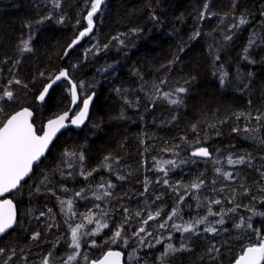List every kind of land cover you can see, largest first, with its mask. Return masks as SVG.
<instances>
[{
    "label": "trees",
    "instance_id": "trees-1",
    "mask_svg": "<svg viewBox=\"0 0 264 264\" xmlns=\"http://www.w3.org/2000/svg\"><path fill=\"white\" fill-rule=\"evenodd\" d=\"M205 2L105 0L101 11L93 17V31L69 49L68 45L87 27L85 17L90 10L89 0H61L59 9L52 6L51 0H0V89L7 87V81L13 76L28 85L27 88L15 84L11 86L14 100L0 102L5 111L30 108L37 129L42 128L49 118L67 111L71 102L67 82L54 86L44 104L36 103L43 86L62 69L68 72L73 82H84L85 88H78L80 101L95 93L87 124L78 132L68 129L60 134L39 166L34 167L31 179L28 178L20 191L10 196L17 206L18 220H23V227H17L0 238V247L6 249L5 254L0 256V264L11 255L13 248L16 255L8 264H41L54 245V256L50 259L53 264H61L57 257L66 259L72 252L68 247L71 234L66 220L74 226L82 222L79 213L91 209L95 214L94 222L87 224L83 221L86 226L82 232L94 229L95 220L107 219L111 228L114 222L123 219L124 207H128L133 214L143 209L145 216L147 210L154 212L157 207L163 208L160 217L145 227L152 233L146 238V243L150 241L155 244L157 237L162 238L164 243L137 249L141 257L139 264H159L156 257L163 251L164 245L173 243L179 246L182 239L193 251L171 258L173 264H234V258L248 240L231 228L232 219L226 217L228 223L225 226L229 227L232 237L239 235L240 238L231 239L230 247L223 243L229 239V233L211 236L202 231L207 226L205 224L199 226V237L190 233L182 236L172 228V224H183L205 215L206 204L211 199L224 201L223 205H212L214 211L220 207H232L228 200L234 189L235 202L248 204L250 197L239 195L243 191L241 183L251 188L253 195H260L259 185L255 181L260 180L256 168L261 165L260 158L264 156V146L259 144V138H264V119L256 121L252 117L264 112V0H208V11L219 15L200 21L199 12ZM153 13L157 20L151 19ZM225 13L227 17L220 23ZM50 14L52 19L38 23ZM241 15L248 23L229 31V25L237 23ZM61 16L64 21L58 23ZM197 28L201 35L193 40L191 37ZM131 29L141 31L132 34ZM122 33L127 35L120 36L124 40V44L120 45L113 37ZM224 34L231 35L232 39L225 41ZM29 37L33 50L21 52V41ZM250 39L256 41L248 51L249 59L255 63L243 58ZM105 44L108 45L107 49L103 47ZM210 46L212 55L209 54ZM65 51L68 52L67 56ZM215 55H219L220 59L213 63ZM176 57L179 59L176 60ZM172 60L175 63L169 65ZM221 70L229 74L224 87L219 83ZM214 72L217 74L213 75ZM249 73L252 75L248 76ZM191 77H195V80L191 81ZM185 80L191 82L185 83ZM242 80L249 85L247 88L242 86ZM156 86L161 92L173 91L180 86L187 88L188 91L181 94L183 104L171 105L162 98L156 99L153 104L150 97L156 95ZM125 98L132 101V106L125 103ZM237 113H251V117L241 116L237 119ZM194 124L197 125L196 132L192 131ZM245 126L257 130L251 134L257 139L249 138V133L233 131V128L243 129ZM197 139L199 145L195 143ZM175 145L179 147L174 148ZM198 146L207 147L212 157H193L191 152ZM165 148L173 150L163 151ZM65 149L83 151V164L73 158L69 161L73 167H66L64 160L67 158L63 156ZM230 153H251L255 167L240 165L233 168L226 163ZM105 156L111 157L107 162L112 165L111 172L102 166ZM153 157L160 161L175 160L177 166L164 165L168 169L165 176L163 172L155 170ZM215 160L220 163H215ZM97 167L99 171L93 172L87 180L79 175L82 169L91 171ZM217 167L222 172H233L235 179L225 180L222 172L215 171ZM69 172L71 176L67 175ZM42 173L50 181L46 187L40 184ZM117 175L126 179L119 180ZM197 177L205 180V186L198 192L190 188L187 191L195 192L199 200L187 195L180 205L183 220L175 217L168 221L167 228L160 229L158 225L167 219L178 200L177 193L162 181L167 179L169 184L180 182L190 185ZM146 178L150 183L145 193ZM102 180H110L116 186L111 191L117 198L95 200L93 192L102 194L104 191L97 187ZM158 180L161 182L157 183ZM36 186L41 188L39 193L35 191ZM62 187L68 191H62ZM82 188L87 189V199L74 195ZM49 189L56 195H52ZM179 192L185 193L184 187H180ZM157 196H161V199L156 200ZM57 197L74 200L73 207L77 212L74 219H70V213L66 215L67 205L61 211ZM198 202L205 206L197 208ZM96 204L100 205L99 209L94 207ZM256 206L264 210V205ZM49 209L52 211L49 212ZM102 210L107 211L108 215L102 217ZM41 212L45 215L41 216ZM237 214L247 216L249 213L241 208ZM140 219L133 215L129 224L125 225L129 236L133 229L140 226ZM215 219L218 217H209V221ZM253 224L264 231V220L260 217H255ZM33 232L41 233L39 240L30 238ZM110 235V230L105 229L99 236L88 237L87 240L95 239L101 246L91 248L85 243L81 253L95 259L110 247L124 252V264H128L127 255L137 248L138 241L130 239L127 248L122 243L104 245V240ZM169 235L172 236L171 241L167 239ZM212 242L220 247L217 260L205 255ZM202 255L203 260L199 259ZM25 256L27 261L23 259ZM72 264L86 262L79 258Z\"/></svg>",
    "mask_w": 264,
    "mask_h": 264
},
{
    "label": "snow or ice",
    "instance_id": "snow-or-ice-1",
    "mask_svg": "<svg viewBox=\"0 0 264 264\" xmlns=\"http://www.w3.org/2000/svg\"><path fill=\"white\" fill-rule=\"evenodd\" d=\"M52 6L56 9H59L61 7V0H51ZM90 3V10L87 12L86 20H87V27L84 28L82 31L79 32V35L76 39L72 41L70 45H68V48L71 49L74 45H76L79 40L85 36H87L89 33L93 31L94 28V20L93 17L101 11L102 5L105 3V0H89ZM209 3L208 0L203 5V9L199 12L198 19L200 21H203L205 19L211 18L212 16L219 15L214 12H209ZM227 17V13L224 14V16L221 18L220 23H223V20ZM52 19L51 14L48 16H45L42 18L41 21H38V23H42L43 20ZM151 19L157 20L158 17L155 16L153 13L151 15ZM64 18L61 16L57 22L63 23ZM79 23V21H77ZM248 23L246 18L241 15L238 18L237 23H233L229 25V31L234 28H238L241 25H244ZM141 31V29H131L132 34H136L137 32ZM121 35H127V34H119L116 37H113V39L117 40L120 45L124 44V40L120 39ZM201 35V31L199 28H197L191 39L195 40ZM223 39L225 41H230L232 39L231 35L224 34ZM256 41L250 39L248 47L244 49V59L249 60V63H255V61L250 60L248 56L249 48L255 44ZM31 45V37L28 39H23L21 41V47L19 50L21 52H31L33 49L30 46ZM105 49H107L108 45L105 44L103 46ZM88 51H92V49H88ZM180 51H184V49H181ZM68 52L65 51V56H67ZM209 54L212 55L211 46L209 50ZM179 57H176V60H178ZM220 59L219 55H215L213 63L218 61ZM18 64L19 61H16ZM175 63V60L169 61V65ZM110 67V66H109ZM220 68H223V65L220 66ZM217 73L214 72L213 75H216ZM41 76L44 75V73H40ZM228 72L227 71H219V83L221 87H224L226 85V82L228 81ZM239 75V74H238ZM252 74L249 73L248 76H251ZM67 80L68 83L71 85L69 91L71 94V100L73 105H77L78 99H80V96L78 95V88L80 90H83L85 88V84L83 81L76 83L71 80V78L68 75V72L66 70H61L54 79H51L49 83H47L42 91H40L37 99L41 102L45 101V97L49 92V89L53 87L54 84L57 83V81H61V79ZM195 77H191V81H194ZM190 80H185V83H190ZM161 83H165V81H161ZM20 85L24 88H27L28 85L24 83L19 78H16L13 76L11 79L7 81V87H3L0 89V102H3L5 100L7 101H13L14 100V90L12 89V85ZM241 84L244 88H247L249 85L247 83H243V80L241 81ZM119 92V90H117ZM188 91L187 88L180 86L175 88L173 91L168 92H161L159 86H156V95L153 97H150L153 104H155L156 99H164L169 104L180 106L183 104V97L181 94H184ZM95 96V93H91L87 96H85L82 99V107H79L78 111H76L71 117L70 112H72V109L69 108L68 111H64L62 114L54 115L52 118H49L46 122V124L42 127L37 129L36 124L33 120V112L28 107L21 108L20 110L13 111V112H7L5 111L3 106H0V237L5 236L6 234H10L9 230H15L17 227H23V220H18L17 218V206L14 203L12 198H8L6 194L9 193H15L20 191V189L23 187L22 181H25V178L31 179V175L33 173L34 166L38 167L39 163H41V158L45 157L46 152L49 150L50 145H52L54 138L57 137V134L61 132L62 129H66L69 127V125H73L77 128H80L82 125H84L85 120L88 117L89 107L91 104V101L93 97ZM174 97V98H173ZM125 103L129 104V106H132V101L125 98ZM123 115V114H122ZM237 119H239L241 116H245V118L251 117V113L245 114V113H237L235 114ZM175 118V117H174ZM254 118L256 121H260L264 119V112L259 113ZM211 127H214V125H210ZM192 131H197V125H192ZM234 132L243 131L245 133H249L250 137L252 139H257L256 136L251 135L252 133H255L256 129H250L249 127L245 126L243 129L239 128H233ZM42 133V134H38ZM185 142L186 141V138ZM197 145L200 144L199 139L195 141ZM259 144L264 146V138H259ZM189 147H192L191 144L188 145ZM179 145H175L174 148H178ZM163 151H172L173 149L165 148L162 149ZM178 155V153H177ZM191 155L193 157H201V158H211L212 153L209 152L207 147L204 146H198L193 149L191 152ZM63 156L67 159L64 160V164L68 168H72L73 164L69 161L73 158L78 159V161L83 164V161L85 160V155L83 151L76 152V151H70L68 149H65ZM111 159L110 156H105L104 161H102V166L106 168L109 172L112 171V165L110 163H107ZM254 157L251 155V153H245V154H232L230 153L226 157V163L233 168L240 165H247L248 167H255L252 164ZM261 165L256 168V171L259 173L260 180L255 181L258 187V191L260 195H253L252 190L249 187H246L243 183L240 184V188L243 189L242 192L239 193V195L250 197L248 204L243 203H236V190H233L232 197L228 200L229 204H232L233 206L230 208L225 209L224 207H220L217 210H213L212 205H223L224 201L221 199H211L206 204V214L202 216H198L197 218L190 219L186 221L183 224H178L173 222L172 228L175 229V231L180 232L183 236L184 233H190L193 236H200V225H207L205 226L202 231L204 233H208L211 236H219L221 233H229V239L225 240L223 243L224 245H229L230 247V240L233 238L239 239L240 236L232 237L230 234L229 227H226L228 220L232 219V225L231 228L234 229L237 233H242L248 240V243L246 246L241 247L240 254L237 255L234 258V264H264V231H262L261 227L254 226L253 219L255 217H260L262 220H264V210L260 209L256 205H264V184H261V182H264V156L261 158ZM153 160L156 161L154 167L156 171L163 172L165 176L168 174V169L164 167V165H171L173 168H175L176 161L175 160H156L155 157H153ZM215 163H220L219 160H215ZM183 163V161H182ZM195 163V161H193ZM99 171V167L92 169L91 171H85L81 170L79 175L83 176L85 180L88 179L89 176L92 175L93 172ZM215 171L217 173H221V168L217 167L215 168ZM43 179L40 181V184L47 186L48 183H50L48 176L44 173H42ZM63 175V173H62ZM68 176H71L72 173H67ZM203 175V174H201ZM222 175L225 180H234L235 175L233 172L230 171H224L222 172ZM117 179L124 180L126 177L122 175H117ZM161 181H157V183H160ZM149 181L147 178L144 182V192H148V185ZM162 183L166 186H168L172 191L176 192L178 195V200L176 202V205L172 208L171 212L167 215V219H165L162 223L158 225L160 229H165L168 227V221L174 220L175 217H179L181 220H183V216L181 215V208L180 205L184 203L187 195H192L194 199L199 200V198L195 195V192H198L201 188L205 186V180L197 177L196 180H193L190 185H182L180 182H177L176 184H169V181L167 179H164ZM30 188H32V185H29ZM98 188L104 189L102 194H97L93 192V196L95 200L101 201L105 197H114L115 193H113L111 190L114 189L116 186L110 181H103L97 185ZM180 187H184L185 193H180L179 189ZM195 190V192L189 193L188 189ZM62 191H68L67 188L61 189ZM35 191L39 193L41 191V188L39 186L35 187ZM52 195H56L54 191L49 189ZM220 191H223V189H220ZM87 189L82 188L80 191L75 192V196L79 197L81 199H87L86 195ZM143 195V193H141ZM59 204L61 205V211H64V205H67V213H70V219H74L77 216V212L74 210V200L68 199L64 200L59 197H57ZM161 199V196H157L156 200ZM255 202V203H253ZM155 203V201H153ZM202 206L201 203H197L196 207L200 208ZM95 208L99 209L100 205L96 204L94 205ZM188 207H191V205H188ZM243 208L247 213H249L247 216L244 215H238V209ZM31 211V209H29ZM49 212L52 210L49 209ZM143 209L137 210L134 214L130 212V209L128 207L123 208V219L119 222H114L110 228L109 221L107 219L101 220H95L96 227L94 229H91L86 232H82L81 230L85 228V223L83 221H86L87 224H92L94 222V216L95 214L92 212L91 209H89L87 212L79 213L80 217H82V222L76 223L74 226L72 223H69L68 220L65 221V223L68 226V229L70 230V243L68 244V247L72 249V252L67 255L66 259H61L60 257H57L58 260H61V264H72V262L77 261L79 258H82L83 261L86 262V264H124V252L113 250L112 248H107L106 251L102 253V255L99 258L92 259L88 256L87 253H81V248L84 247V244L87 243L88 247L91 248H97L100 247L95 239L87 240L88 237H96L99 236L105 229H109L111 232V235L107 237V239L104 240V245H110V244H120L122 243L123 247L127 248L129 246V240L132 238H135L138 241L137 248H133L132 252L128 253L127 255V261L128 264H132L133 261L136 262V264H139V261L141 259L139 252L137 249H142L144 247L152 248L155 247L156 244H163L164 241L162 238L157 237L155 239V244L152 242L146 243V238L149 236H152V233L147 230L145 226L149 224L150 221H153L160 217L161 213L163 212V208L157 207L156 210L153 212L152 210H147L146 216L144 215ZM229 214H232L231 216ZM41 216H44L45 213L41 212ZM107 211L101 212V216H107ZM133 215L135 217H141L139 220V227L136 229H133L131 231V236L127 234V229L125 225L129 224V221L133 219ZM209 217H218V219H215L213 221H209ZM216 225H219L220 227H216ZM57 226L58 225H49V227ZM130 227V225H129ZM144 235H141V234ZM41 237L40 232H33L31 234L32 240H39ZM169 241L172 240V236L169 235L167 237ZM59 242V241H58ZM223 246V245H222ZM193 249L189 246L188 243H185L183 239L181 240L179 246L174 245L173 243H166L164 245L163 251L156 257V260L159 261V264H173L172 259L176 257L179 253L183 252H192ZM6 252V249L4 247H0V256H3ZM55 252V245L53 246V250L49 251L42 259L41 264H53L52 258L54 256ZM220 253V247L217 246L215 242H212L206 249L205 255L209 257L211 260H217L218 254ZM16 255V250L13 248L11 249V255L8 256L6 260L3 261V264H8V261L12 259L13 256ZM25 261H27V257H23ZM199 259L203 260L204 255L200 256Z\"/></svg>",
    "mask_w": 264,
    "mask_h": 264
},
{
    "label": "water",
    "instance_id": "water-1",
    "mask_svg": "<svg viewBox=\"0 0 264 264\" xmlns=\"http://www.w3.org/2000/svg\"><path fill=\"white\" fill-rule=\"evenodd\" d=\"M62 70H65V69H62ZM60 71H61V70H60ZM60 71H59V72H60ZM59 72H58V73H59ZM58 73H57V74H58ZM57 74H55V75L53 76V78H51V79H54L55 76H56ZM50 81H51V80H50ZM50 81H49V82H50ZM49 82H48V83H49ZM61 82H67V83H68L67 80H64V79L62 78L61 81H57V83L54 84L53 87L56 86V85H58V84L61 83ZM68 84H69V83H68ZM45 85H46V84H45ZM45 85H44V86H45ZM44 86H43V87H44ZM69 86L71 87L70 84H69ZM53 87H52V88H53ZM52 88L49 89V92L51 91ZM42 89H43V88H42ZM42 89H41V91H42ZM49 92H48V94H49ZM39 93H40V92H39ZM48 94L46 95L45 100H46ZM38 95H39V94H38ZM38 95H37V97H38ZM37 97H36V103H37L38 105H42V104H44L45 101L41 102V101H39V100L37 99ZM70 99H71V94H70ZM93 100H94V97H93V99H92V101H91V104H90V107H89V112H88V117H87V119L85 120L84 125H82L80 128H77V127H75V126H73V125H69V127H67L66 129H62L61 132L57 134V137L54 138L53 143L55 142V140L58 138V136H59L60 134H62L63 132L67 131L68 129H72V130L78 132V131H80V130H81V129L87 124V121H88L89 116H90V111H91V107H92ZM77 106L82 107V101H80V100L78 99V101H77V105H73V104H72V100H71L69 108L72 109V112H70V117H71L76 111H78L79 107H78L77 110H75V108H76ZM68 110H69V109H68ZM68 110H67V111H68ZM61 114H62V113H61ZM33 118H34V114H33ZM46 122H47V121H46ZM46 122H45V124H46ZM45 124H44V125H45ZM44 125H43V126H44ZM40 134H42V133H40ZM53 143H52V145H53ZM52 145H50V148H51ZM50 148H49V150H50ZM49 150L46 152L45 157H46V155L48 154ZM45 157H42V158H41V161H42ZM34 167H35V166H34ZM30 175H31V174H30ZM27 179H28V178L26 177V178H25V181H26ZM23 183H24V181H22V184H23ZM12 194H13V193H9V194H6V195L8 196V198H10V196H11ZM0 199H2V197H0ZM10 231H11V230H9V232H10ZM0 238H1V237H0ZM113 250H117V249H113ZM118 251H120V250H118ZM123 259H124V258H123Z\"/></svg>",
    "mask_w": 264,
    "mask_h": 264
}]
</instances>
